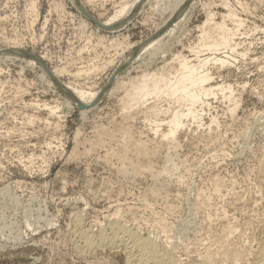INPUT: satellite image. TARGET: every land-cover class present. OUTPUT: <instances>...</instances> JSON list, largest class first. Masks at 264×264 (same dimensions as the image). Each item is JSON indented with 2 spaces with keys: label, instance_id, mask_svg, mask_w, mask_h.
<instances>
[{
  "label": "rangeland",
  "instance_id": "rangeland-1",
  "mask_svg": "<svg viewBox=\"0 0 264 264\" xmlns=\"http://www.w3.org/2000/svg\"><path fill=\"white\" fill-rule=\"evenodd\" d=\"M132 1L0 0V264H130L123 245L85 249L79 234L106 230L110 219L158 237L178 264H201L211 252L216 264H264V0H192L177 26L175 0L168 10L164 0H139L136 14L110 21ZM223 6L234 21L222 19ZM213 18L240 25L232 46L193 52L208 19L207 42L217 39ZM169 26L181 29L176 38ZM152 36L172 42L154 60L141 52ZM180 54L228 58L207 70L210 84L233 95L198 105L202 119H184L172 144L167 122L184 103L150 95L127 107L126 96L143 74L175 71ZM83 91L102 96L86 102ZM235 249L239 257L223 262Z\"/></svg>",
  "mask_w": 264,
  "mask_h": 264
},
{
  "label": "bare ground",
  "instance_id": "bare-ground-1",
  "mask_svg": "<svg viewBox=\"0 0 264 264\" xmlns=\"http://www.w3.org/2000/svg\"><path fill=\"white\" fill-rule=\"evenodd\" d=\"M144 1H148V0H143V2ZM165 2V4H164V9L165 10H168V8H170L171 7V4H170V0H164ZM140 2H142V1H140ZM191 2H193L192 0H175L174 1V5H173V12H176L175 13V16H172V17H174V18H171V20H169V23H170V25L172 24V23H177V22H180L181 23V21H178V19L180 20L181 19V17H183L184 16V14L186 13V11L188 10V7H189V4L191 3ZM79 4V3H78ZM139 4V0H134V1H132V3L129 5L127 2L126 3H124L121 7H120V9L118 10V11H116V13L114 14V16H113V18H110L111 20L110 21H115V20H117V19H120V17L121 16H125V13H129L130 11H133L132 13H135L138 9H140V8H138V5ZM226 4V3H225ZM141 5V4H140ZM223 5V4H222ZM227 5H229V4H227ZM143 7V6H142ZM163 7V6H162ZM224 7V6H223ZM178 8V9H177ZM224 8H227V7H224ZM223 8V9H224ZM163 9V11H165ZM178 11H177V10ZM174 10H176V11H174ZM227 10V12H226V15H222V19H224L223 17H225V19L226 18H228V19H231L232 21H234L235 20V18H236V13H234L233 12V10L232 9H230V8H227L226 9ZM139 11V10H138ZM172 12V13H173ZM131 13V12H130ZM131 13V14H132ZM210 14L209 15H211V10H210V12H209ZM124 14V15H123ZM136 14V13H135ZM173 15H174V13H173ZM135 16V15H134ZM215 16V15H214ZM131 17H133L132 15H131ZM208 17H210V16H208ZM127 18H128V16H127ZM212 18V17H211ZM121 19H122V17H121ZM126 19V18H125ZM130 19V18H129ZM128 20V19H127ZM126 20V21H127ZM213 20H214V18H213ZM227 20V19H226ZM239 20V19H238ZM183 21V20H182ZM208 21V23H209V21H210V19H208L207 20ZM212 21V20H211ZM168 22V21H167ZM231 22V21H230ZM111 23V22H110ZM109 23V24H110ZM174 23V26L176 25ZM179 23V24H180ZM207 23V24H208ZM212 22H210V24H211ZM214 24H215V26H213L215 29H217L218 30V32L217 33H219L217 36V39L215 40V41H213V39L212 40H210L211 39V37H212V35H211V37H210V42H207V39L209 38V32H208V30L206 31L205 29H206V27H207V24L205 25L206 27H204V26H202V27H204V28H202L203 30H204V32L203 31H201V33L203 32V34L202 35H200L201 36V38L199 37V39H201V42L200 43H198V45H195V46H192L191 47V49H192V51L193 52H199L200 51V49L201 48H203V47H206V48H209L210 50L211 49H213V50H216V51H218L219 50V47L220 46H222V47H224V46H227V47H229L230 48V46H232V44L230 43V42H232L231 40L233 39V37H234V35L237 33L236 31H238L239 30V27H240V25H236V27L234 28V27H230L229 28V26H228V24L226 23V21L225 20H223L222 22H219V23H215V20H214V22H213ZM212 23V24H213ZM236 23V22H235ZM239 23V22H238ZM237 23V24H238ZM241 23V22H240ZM119 24V23H118ZM120 25V24H119ZM122 25V24H121ZM169 25V24H168ZM167 25V26H168ZM181 25V24H180ZM166 26V25H165ZM165 26L163 25V29H161V30H163V32L168 28L167 26H166V28H165ZM177 26V25H176ZM209 26V25H208ZM117 27H118V25H117ZM170 27L171 26H169V29H170ZM165 28V29H164ZM173 28V27H172ZM176 29H177V27H175ZM174 28V29H175ZM179 28V27H178ZM183 28V27H182ZM212 28V27H211ZM234 28V29H233ZM161 30H158L160 33H162V31ZM171 30V29H170ZM178 30V29H177ZM179 30H181V29H179ZM178 30V31H179ZM212 31H213V29H211ZM175 31V33L176 32H178V31H176V30H174ZM215 31V30H214ZM213 31V35L214 36H216L215 35V32ZM168 32L169 31H167V34H168ZM182 32V31H181ZM159 33V34H160ZM166 33V32H165ZM170 33V35H173V37H175V33H172V30H171V32H169ZM157 34V33H156ZM158 34V35H159ZM162 35H164V34H162ZM169 35V34H168ZM154 36H156V35H154ZM154 36H152V38L154 37ZM167 36V35H166ZM177 36V35H176ZM236 36V35H235ZM159 37H161V35H159V36H157V38L156 37H154V38H156V39H158ZM163 37V36H162ZM165 37V36H164ZM163 37V38H164ZM168 37V36H167ZM172 37V36H171ZM151 38V37H150ZM153 38V39H154ZM169 38V37H168ZM167 38V39H168ZM176 38V37H175ZM213 38V37H212ZM216 38V37H215ZM156 39H154V40H147L146 42L147 43H145V45H143V47H142V45H141V47H142V49H141V52H144L143 50H144V48L146 49L147 48V50H148V47L150 48L149 49V51H147V50H145V52L144 53H146V55L148 56L149 55V59L151 60V59H153V58H156V57H158V55H160V54H163V53H166L167 52V50H168V48H169V43H172V42H169V40H168V42H163L164 40L163 39H161V40H163V41H158V40H156ZM160 39V38H159ZM171 39V38H170ZM156 40V41H155ZM160 43H158V42ZM171 41V40H170ZM212 41V42H211ZM154 42H157V44H155ZM235 43V42H234ZM155 44V45H154ZM174 44V43H173ZM134 46V45H133ZM131 47V46H130ZM234 47V46H233ZM140 48V47H139ZM232 48V47H231ZM12 50V49H11ZM15 50H17V49H15ZM190 50V49H189ZM204 50H205V48H204ZM232 50L234 51L235 49L234 48H232ZM137 52L135 53V55H138L139 53H140V49L139 50H136ZM203 51V50H202ZM201 51V52H202ZM207 51V50H206ZM216 51H214V53L216 52ZM6 52V51H5ZM17 52V51H16ZM21 52V51H20ZM148 52H149V54H148ZM204 52V51H203ZM134 53V52H133ZM143 53V54H144ZM211 53H213V52H211ZM233 53V52H232ZM20 54V53H19ZM216 54V53H215ZM221 54V53H220ZM243 54V53H242ZM245 54V53H244ZM131 55H133V54H131ZM134 55V56H135ZM164 55V54H163ZM212 55H214V54H212ZM231 56V55H230ZM233 56V55H232ZM136 57V56H135ZM135 57H132V56H130V57H128L127 56V58L128 59H130L131 60V58L133 59V58H135ZM139 57V56H138ZM201 56H199V55H197V62H193L191 59H189L187 56H184V55H178L177 57H176V60H177V62H178V68H175L174 67V69H176L175 71L173 70V72H170L169 74H167L165 71H162V72H155V73H146V74H143V79H142V81H141V83H139L137 86H135L134 88H133V91H131V92H129L128 94H127V96L126 97H128V99H129V101L127 102V107H128V105H131L132 104V102L134 103V102H140L141 100H143V99H145V98H147L148 96H150V95H153L154 97H156V99L157 98H163V96H165V98H163V99H166V98H169V100H172L171 102H177V103H184V106H186L187 108L186 109H178V110H175V111H169V110H166V109H164V110H162V109H160V108H155L154 110L157 112V114L159 113H167L168 111L169 112H172V114H171V116H170V119L168 120V126H169V130L167 131V133L166 134H164V135H166V137L170 140L169 142L170 143H172V144H175V135H176V133H177V131H178V129L180 128V127H182L183 126V124H184V119H186V118H192V119H196V120H201L202 119V111L203 110H200V109H198L197 107H198V105L199 106H201L202 108H203V106L205 105V104H208V105H210L211 103L209 102V100H208V98L210 99V98H216V97H220V96H222V97H224V98H231L232 97V95H233V89H232V87L231 86H223L222 85V83H221V85H212V84H210V81L211 80H213L212 79V75L210 74V72L207 70V65L211 62V61H216V62H220L221 64H227V62H228V58L227 59H225V58H223V56H221V57H219L218 55L217 56H214V57H201ZM203 58V59H202ZM127 59V60H128ZM143 59H146L145 58V55H144V58ZM149 59H147L146 60V62H149L150 60ZM160 59V58H159ZM126 59H125V62L127 61ZM130 60H128V63H129V61ZM140 60V59H139ZM154 60V59H153ZM152 60V62H155V61H153ZM172 61V60H171ZM144 62V61H143ZM151 62V61H150ZM230 62V61H229ZM124 65H125V63H124V60H123V62H122ZM127 63V62H126ZM146 64V63H145ZM150 64V63H149ZM148 64V65H149ZM213 65V64H212ZM121 66V65H120ZM145 66H147V65H145ZM150 66V65H149ZM217 66V65H216ZM121 68H122V66H121ZM125 68V67H124ZM152 68V67H151ZM166 68V67H165ZM120 69V68H119ZM210 69V68H209ZM148 70V69H147ZM119 71V70H118ZM87 73V72H86ZM116 73V72H115ZM117 74H119V73H117ZM56 77V76H55ZM115 78H117V77H115ZM152 80V81H151ZM116 81V80H115ZM152 82V84L150 85V83L149 82ZM58 83V82H57ZM62 85V84H61ZM228 85V84H227ZM66 87V86H65ZM65 87H63V88H65ZM67 89H68V86H67ZM117 89V88H116ZM123 89V88H122ZM70 90L71 89H69V91L68 92H70ZM104 90V89H103ZM66 91V90H65ZM72 91V90H71ZM75 91V90H74ZM79 91V90H78ZM93 92V91H92ZM77 93V92H76ZM75 93V94H76ZM72 95H73V92L71 93ZM96 94V93H95ZM98 94V93H97ZM100 94V93H99ZM82 96V100H85L86 102L87 101H92V99L94 98L93 96H94V94H92L91 92L90 93H88V92H85L84 93V91H83V93L82 94H80V96H79V99H80V97ZM102 95H99V97H101ZM73 97H75L74 95H73ZM98 97V98H99ZM71 98V97H70ZM76 98V97H75ZM96 98V97H95ZM94 98V100H96V99H98V98H96L95 99ZM148 99V98H147ZM74 100V99H73ZM72 100V101H73ZM91 101H90V103H91ZM144 101V100H143ZM164 101V100H163ZM82 103V102H81ZM89 103V102H88ZM126 107V108H127ZM130 107V106H129ZM155 107V106H154ZM169 107V106H168ZM183 107V106H182ZM201 108V109H202ZM169 109H170V107H169ZM208 111V110H207ZM155 112V113H156ZM167 116V115H166ZM205 116V115H204ZM158 117V116H157ZM156 120V119H155ZM158 120V119H157ZM156 120V121H157ZM165 120V119H164ZM152 121V120H151ZM155 121V122H156ZM163 121V120H162ZM197 122V121H196ZM157 123V122H156ZM200 123V122H199ZM203 123V122H202ZM155 125V124H154ZM156 126V125H155ZM158 124H157V126H156V128H155V131L156 132H158ZM180 130H181V128H180ZM177 143V142H176ZM125 147H127V146H125ZM136 149H137V151L138 152H140V153H146V152H148V148L146 147V145L145 144H143V143H140V144H137L136 146ZM134 147V148H135ZM127 150H128V148H127ZM135 150V149H134ZM150 150V149H149ZM124 151V150H123ZM136 151V152H137ZM125 152H126V150H125ZM127 153V152H126ZM139 153V154H140ZM149 153H150V151H149ZM148 153V154H149ZM127 155H129V154H127ZM142 155V154H141ZM147 155V154H146ZM125 156V155H124ZM140 156V155H139ZM142 156H144V155H142ZM142 156H140V157H142ZM121 157H122V155H121ZM136 157V156H135ZM130 158V157H129ZM142 158H144V157H142ZM146 158V157H145ZM153 158V157H152ZM166 158V157H165ZM167 158L168 159H166V160H168V161H166L167 163V165H163L164 167H163V169H162V171L163 170H165V172H167L166 170H168V171H170L171 169V165L169 164L171 161H169L171 158L169 157V156H167ZM124 159V158H123ZM125 159L127 160V158L125 157ZM131 159V158H130ZM140 159V158H139ZM129 160V159H128ZM127 160V161H128ZM133 160V159H132ZM125 161V160H124ZM135 161V160H134ZM134 161H133V163H134ZM145 161V160H144ZM143 161V162H144ZM150 161H152V159H150ZM156 161V160H155ZM130 162H131V160H130ZM129 162V165L132 163H130ZM138 162H140V161H137V163ZM147 162V161H146ZM121 163V162H120ZM141 163V162H140ZM155 163V162H154ZM135 164V163H134ZM149 163H147V166H149L148 165ZM125 165V164H124ZM128 165V164H127ZM128 165V166H129ZM132 165V164H131ZM155 165H157V164H155ZM134 166V165H133ZM132 166V167H133ZM137 166H139V164H137L136 165V167ZM141 166V165H140ZM143 166H144V164H143ZM142 166V167H143ZM147 166H144L145 167V169H146V167ZM151 166V168L153 167V165H150ZM149 166V167H150ZM118 167V166H117ZM142 167H140V168H142ZM143 167V168H144ZM122 168V167H121ZM121 168H119V169H121ZM128 168V167H127ZM139 168V167H138ZM154 169V168H153ZM153 169H151L150 170V168H149V170L152 172V170ZM170 169V170H169ZM155 170V169H154ZM153 170V171H154ZM158 170V169H157ZM130 171V170H129ZM146 171H148V170H146ZM161 171V170H160ZM120 172V171H119ZM124 173V172H123ZM157 173H159V172H157ZM162 173V172H161ZM126 174V173H125ZM155 174V173H154ZM151 175H152V173H151ZM258 175V174H257ZM139 176H141V175H139ZM157 177V176H156ZM152 179H153V177H152ZM217 179V178H216ZM217 181V180H216ZM219 181V180H218ZM220 182V181H219ZM218 182V183H219ZM221 183V182H220ZM219 183V184H220ZM218 185V184H217ZM218 187H219V185H218ZM213 190H214V188H213ZM221 191V190H220ZM152 192V191H151ZM97 193V192H96ZM204 193V192H203ZM208 195V194H207ZM204 196H205V194H204ZM201 197V196H200ZM203 198V197H202ZM210 199V198H209ZM201 202V201H200ZM199 202V203H200ZM206 202H208V201H206ZM206 204H208V203H206ZM214 205V204H213ZM206 206V205H205ZM204 207V206H203ZM210 207V206H209ZM211 207H212V205H211ZM217 207V206H216ZM201 208V207H200ZM207 208V207H206ZM213 208V207H212ZM205 209V208H204ZM208 209V208H207ZM218 209V208H217ZM217 209H216V211H217ZM209 210V209H208ZM211 210V209H210ZM219 211V210H218ZM242 211V210H241ZM203 212V211H202ZM213 212V211H212ZM205 213V212H204ZM208 213V212H207ZM220 213V212H219ZM213 214V213H212ZM119 216V215H118ZM213 216V215H212ZM232 216V215H231ZM82 217V216H81ZM208 217V216H207ZM77 219H75V221L77 222V226L78 225H80V221L82 220V218H80L79 219V217H78V215H77V217H76ZM222 218V217H221ZM208 220H209V218H207ZM212 219V218H211ZM225 219V218H224ZM122 220V219H121ZM159 220V219H158ZM215 221V220H214ZM73 222V221H72ZM141 222V221H140ZM226 222V221H225ZM82 223V222H81ZM159 223V222H158ZM232 223V222H231ZM239 224V223H238ZM96 225H98V224H96ZM156 225H157V223H156ZM162 225H164V224H161V226ZM103 226V225H102ZM168 226V225H167ZM236 226V225H235ZM73 227V226H72ZM74 227H76L75 225H74ZM81 227V226H80ZM83 227V226H82ZM131 227V226H130ZM185 227V226H184ZM225 227V226H224ZM240 227V226H239ZM76 228H78V227H76ZM76 228H75V230H76ZM89 228V227H88ZM105 228V227H104ZM149 228V227H148ZM162 230H167L166 228L167 227H160ZM179 228V227H178ZM69 229V228H68ZM71 229V228H70ZM82 229V228H81ZM181 229V228H180ZM88 230V229H87ZM92 230V229H91ZM90 229H89V231H82L83 233L82 234H79V233H81V232H79L78 234L79 235H83V239H84V245H85V249L86 250H89V249H92V251H93V249H94V247H96V246H98V248L101 246V248H102V246H105V245H107L108 244V246L109 247H111L112 249L113 248H116V249H118L117 248V246H120V245H123V251H125V252H127L126 254H127V256H126V258H127V260H128V262L127 263H130V264H178V263H176L175 262V260L173 259V256H172V253H171V248H173V247H171L170 248V245H168L169 246V248H168V246H166L165 244H163L164 242H162V241H160L159 239H158V237H155V236H151V235H149V233L146 235V236H143V235H140L136 230H134V229H132V228H129V227H127V226H125V225H123V224H121L120 222H118V220H116V219H110L109 220V222H108V224H107V229L105 230V229H102L101 228V230H99L98 231V233H93L92 231H91ZM95 231H96V229H94ZM157 230V229H156ZM179 230V229H178ZM184 230V229H183ZM186 230V229H185ZM228 230V229H227ZM69 231V230H68ZM80 231V230H79ZM152 231V230H151ZM168 231V230H167ZM181 231V230H180ZM220 231V230H219ZM237 231V230H236ZM179 232V231H178ZM182 232V231H181ZM187 232V231H186ZM227 232V231H226ZM242 232V231H241ZM74 234L75 233H77L76 231L75 232H73ZM164 233V232H163ZM165 233H166V231H165ZM165 233H164V235H165ZM188 233V232H187ZM208 233V232H207ZM225 233V232H224ZM228 233H229V231H228ZM236 233V232H235ZM234 233V234H235ZM78 234H75L76 236L78 235ZM150 234H152L151 232H150ZM190 234V233H189ZM219 234V233H218ZM223 234V233H222ZM231 234V233H230ZM74 235V236H75ZM160 235V234H159ZM168 234H166V236H167ZM185 235V234H184ZM188 235V234H187ZM186 235V236H187ZM228 235V234H227ZM243 235V234H242ZM158 236V235H157ZM222 236V235H221ZM223 236H225V235H223ZM80 237V236H79ZM82 237V236H81ZM238 237V236H237ZM264 237V236H263ZM75 238V237H74ZM168 238V237H167ZM170 238V237H169ZM181 238V237H180ZM229 238V237H228ZM73 239V238H72ZM216 239V238H215ZM220 239V238H219ZM225 239V238H224ZM75 240V239H74ZM79 239H77L76 241H78ZM170 240V239H169ZM206 240V239H205ZM81 241V242H82ZM166 241V240H165ZM174 241V240H173ZM180 241V240H179ZM229 241H231V240H229ZM238 241H239V239H238ZM14 242V241H13ZM168 242V244L170 243L169 241H167ZM182 242V241H181ZM200 242V241H199ZM227 242V241H226ZM77 243V242H76ZM206 243V242H205ZM209 243V242H208ZM210 243H211V241H210ZM264 243V242H263ZM78 244V243H77ZM81 243H79V245H80ZM222 244V243H221ZM78 245V246H79ZM83 245V244H82ZM84 245H83V247H84ZM213 245V244H212ZM228 245V244H227ZM75 246V245H74ZM107 246V247H108ZM236 246V245H235ZM241 246V245H240ZM82 247V248H83ZM108 247V248H109ZM211 247V246H210ZM79 248V247H78ZM81 248V247H80ZM120 248V247H119ZM85 249H84V251H85ZM97 249V248H96ZM105 249V248H104ZM221 249V248H220ZM82 250V249H81ZM122 250V249H121ZM205 250V249H204ZM229 250V249H228ZM238 250V249H237ZM236 249L235 250H233L232 252L230 251V252H228V251H225V253H224V257H222V260H223V262L225 261V259H231V258H235V259H237L236 257H239V254L240 253H238V251H237ZM246 250V249H245ZM83 251V252H84ZM91 251V250H90ZM90 251L88 252V253H90ZM114 251V250H113ZM213 251H214V249H213ZM220 251V250H219ZM86 252V251H85ZM84 252V253H85ZM124 252V253H125ZM198 252V251H197ZM227 252V253H226ZM243 252V251H242ZM216 253H220V252H216ZM125 254V255H126ZM180 254V253H179ZM195 254V253H194ZM242 254V253H241ZM244 254V253H243ZM242 254V255H243ZM247 254V253H246ZM250 254V253H249ZM262 254V253H261ZM200 255V254H199ZM216 254H214L213 252H211V253H208V255H206L205 257H204V260H203V263H201V264H206V263H208V264H210V263H213V264H216L217 263V261H216V258L214 257ZM125 257V256H124ZM184 257V256H183ZM188 257V256H187ZM202 256H200V258H201ZM252 257V256H251ZM260 257V256H259ZM175 258V257H174ZM203 258V257H202ZM248 258V257H247ZM191 259V258H190ZM189 259V260H190ZM256 259V258H255ZM125 260V259H124ZM126 260V261H127ZM181 260V259H180ZM221 260V259H220ZM221 260V261H222ZM233 260V259H232ZM247 260V259H246ZM177 261V260H176ZM201 261H202V259H201ZM230 261V260H229ZM238 261V260H237ZM261 261V260H260ZM194 262V261H193ZM215 262V263H214ZM222 262V263H223ZM195 263V262H194ZM187 264V263H186Z\"/></svg>",
  "mask_w": 264,
  "mask_h": 264
}]
</instances>
